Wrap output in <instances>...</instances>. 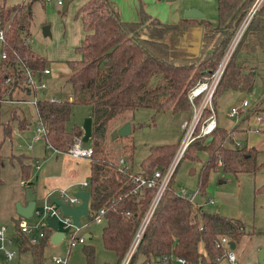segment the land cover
Wrapping results in <instances>:
<instances>
[{
  "label": "trees",
  "instance_id": "obj_1",
  "mask_svg": "<svg viewBox=\"0 0 264 264\" xmlns=\"http://www.w3.org/2000/svg\"><path fill=\"white\" fill-rule=\"evenodd\" d=\"M36 1L45 0H24L14 5L3 4L0 8L4 28L0 46V107L5 100L35 98L37 90L27 84V70L40 76L49 64L48 58L32 49L28 42ZM217 1V22L206 17H183L177 22H163L143 7L138 9L137 19L123 20L111 0H86L76 13L81 19L84 37L75 47L77 56L67 60L70 72L66 74V83L70 85L72 97L59 101L37 99L46 140L60 151H66L75 138L83 134L80 125L70 128L67 125L73 105L92 106L89 205L91 210L102 207L106 210L102 240L104 246L116 254L115 264L123 260L157 188L137 189L133 173L151 174L156 168L165 171L177 145L150 146L140 169L136 170L132 163L136 149L133 135L112 140V132L129 121L130 112L140 107L152 108L155 113L190 109L189 88L217 66L255 2ZM195 23L204 26L200 51L179 48L181 35ZM169 31L172 32L171 42L164 40ZM242 45L252 51L264 45V0L259 3L229 60L215 97L227 90L248 93L254 88L253 67L236 62V53ZM17 110L18 107L11 109L6 122H1L0 112V183L1 170L6 162L2 147L5 139L12 137L13 122L18 128L30 125V120ZM256 110L249 109L242 119H247ZM231 140V132L217 126L209 140L197 139L186 151L184 156L194 159H198L199 151L208 153L197 176L200 195L207 196L210 174L217 167H221L224 173L238 174L256 173L264 166V162L258 161L259 148L254 145L234 146L229 144ZM122 156L125 169L120 168ZM12 158L18 159L21 174L28 178L29 164L26 165L20 156ZM262 188L264 191V185ZM18 222L19 218L16 219L17 228ZM253 231L242 219L209 210L193 201L182 188L174 185L173 174L128 264H133L140 255L144 257L143 263L156 259L162 264H175L174 257H183L186 264H219L231 248V241L235 242L236 248L242 238L250 236ZM50 232L48 229L47 236L40 243L33 244L18 231L20 250L31 251L33 264H44L43 252ZM222 236L228 238L229 247L220 243ZM84 251L89 264H94V246L87 245Z\"/></svg>",
  "mask_w": 264,
  "mask_h": 264
},
{
  "label": "rangeland",
  "instance_id": "obj_2",
  "mask_svg": "<svg viewBox=\"0 0 264 264\" xmlns=\"http://www.w3.org/2000/svg\"><path fill=\"white\" fill-rule=\"evenodd\" d=\"M120 11L123 20H133L138 18V9L143 7L148 13L154 17H158L163 22H177L184 17L185 11L195 7L205 13V17L211 21H218V1L217 0H111ZM79 0H71L66 11L63 10V4L52 1H36L34 3V17L30 27L28 37L29 45L38 53L50 57H63L66 43V35H80L82 33L81 19L76 16ZM81 24V26H80ZM49 25L51 34H44V26ZM204 26H190L184 34L181 35L178 47L181 49L199 52L202 44V32ZM172 32L165 34L164 40L171 42ZM245 41V43H247ZM244 43V44H245ZM243 44V45H244ZM241 46L236 53V62L239 65H247L253 67L255 74V85L252 91L246 93V99L249 102V108H257L262 106L264 109V47L259 45L256 50H247ZM1 46V40H0ZM238 46V45H237ZM264 46V45H263ZM74 48L75 45L70 46ZM263 48V49H262ZM69 49V47H68ZM261 49V50H260ZM1 57V51H0ZM50 66V62L48 64ZM52 76V75H51ZM47 87L39 88L38 95L41 98L51 100H68L71 99L72 93L70 85L66 83V74H59L56 78L50 75L44 78ZM220 93V92H219ZM217 97V118L220 127L235 129L237 115L230 116L231 107L240 106L241 100L234 90H227L219 94ZM1 107V122H6L11 115V108L23 105L29 111L30 125L25 128H18L16 122H13L14 137H7L2 147V153L5 155V165L1 170L0 183V226L8 227V234L13 235L16 228V218L18 213L16 210L17 202H27L26 194L32 189L35 195L36 206L41 207L46 194L54 187H64L77 181L88 180L90 175L88 159H74L68 154H57L53 150L45 146V141L35 140L37 133V122L34 123L35 115L30 112L31 104H23L20 101L5 100ZM23 107H18V113L23 116ZM246 109V108H245ZM33 111V108H32ZM190 109L179 110L173 113L170 110L159 111L155 113L154 109L149 107H140L130 112L129 122L134 125L132 129L133 140L136 149L134 151L133 166L136 170L140 169L141 161L148 155L150 146L157 144H175L176 149L182 140L183 128L182 123L191 115ZM155 115V116H154ZM92 116V106L87 104H74L72 113L67 125L78 124L82 127L85 119ZM34 117V118H33ZM236 128L235 130H237ZM27 131V136L20 134ZM249 134L242 133L237 135L235 140L241 144L247 145ZM251 136V135H249ZM257 136V135H255ZM123 138V137H120ZM125 138V137H124ZM89 142H85L88 144ZM232 144V142H229ZM31 145V147H29ZM120 147V145L118 146ZM121 149V148H119ZM12 156L22 157L23 162L30 169L29 177L26 178L21 174L20 162ZM198 159L190 156H183L178 162L174 171V185L182 188L185 193L190 196H196L195 200H204L203 196L198 192L197 176L202 163L208 158L206 151L197 153ZM10 157V158H9ZM17 160V161H16ZM39 160V165L36 164ZM258 161L264 162V150L258 154ZM217 170H222L217 167ZM251 174V178H242L241 183L237 184V178L230 176L226 182L220 183L221 175L214 179L213 172L209 177L207 192L215 195V186L224 194H228L229 204L234 202L237 207L242 209L244 219L249 228L254 229L253 233L246 241L238 244V252L242 257V264H260L258 262V254L260 252V243L264 239V166L256 173ZM215 180V181H214ZM26 182V184H22ZM33 182L32 184H29ZM87 187L71 184L69 190L74 192ZM258 189V191H257ZM209 195V194H207ZM204 206L209 210L218 211L216 205L205 203ZM240 211V210H238ZM31 220L37 219L32 216ZM80 223L83 225L81 233L91 231L93 236L88 238L84 243H77L69 249L66 240L54 244L49 242L43 252L45 264H55L54 256L67 257V264H89L84 247L87 245L94 246L95 256L94 264H115L117 256L114 251L107 249L102 240V229L104 222L97 223L88 216L82 215ZM7 246L11 249H17L16 241L14 243L7 242ZM27 260H31V256L26 255ZM19 256L15 255L10 261L6 258L3 249H0V264H18ZM144 262V257L139 256L133 264H162V262L152 259ZM121 263V262H120Z\"/></svg>",
  "mask_w": 264,
  "mask_h": 264
},
{
  "label": "built area",
  "instance_id": "obj_3",
  "mask_svg": "<svg viewBox=\"0 0 264 264\" xmlns=\"http://www.w3.org/2000/svg\"><path fill=\"white\" fill-rule=\"evenodd\" d=\"M52 1V0H46ZM58 4H64V0H55ZM261 0H255L251 8L249 9L247 15L243 19L239 28L237 29L235 35L233 36L231 42L229 43L227 49L225 50L223 56L221 57L217 66L208 72L207 74L201 76L188 90L187 99L190 104L191 115L183 121V136L182 140L179 143L175 154L165 171L160 168H156L151 174H143V173H133L132 179L137 184V189H143L144 187H155L156 191L154 196L152 197L150 204L148 205L142 220L135 231L132 242L120 264H128L133 253L137 249L140 240L143 236V233L147 227L149 220L151 219L155 208L169 182L171 179L175 168L181 158L185 155L189 146L196 141L197 139L206 138L210 139L213 131L218 126L217 124V112L216 105L214 102L215 94L217 88L221 82V79L225 73L227 64L231 59L233 53L235 52L237 45L251 19L254 12ZM4 39V28L1 26L0 20V40ZM52 72L51 67L47 66L41 73L40 76L34 74L30 69L27 70V84L30 88L36 89L38 91L39 88L47 87L46 82L44 80L45 77L49 76ZM7 81V80H6ZM37 97L32 98L30 100L20 101L27 102L34 106L37 111V117L34 120V123L37 122V133H35L34 139L45 141V146L56 153H65L73 158H87L93 154V146L89 142L85 144L82 140V135L75 138L74 142L69 146L66 151H60L55 148L50 142L46 140V128L43 125V122L38 113L37 107ZM4 102V101H3ZM248 100L243 99L242 105H247ZM240 106H233L229 111L230 116L238 115ZM257 120H262V114H255ZM256 130L259 129L257 126ZM236 146H241L239 142H235ZM31 147V145L29 146ZM39 160H36V164L39 165ZM219 163H221L219 161ZM120 168L125 169V158L122 156L120 158ZM89 180H83L80 182V186L89 187ZM22 184H26V182H22ZM82 190V189H80ZM76 191L72 192L69 190V186L66 187H55L52 188L45 196L44 202L41 207L35 206L32 216H36L37 219L31 220L32 217H19L18 222V230L22 232L24 235L28 237L31 243L38 244L40 243L46 236L47 230L51 229L49 237L54 232V228L49 225L48 217L56 218L57 221V229L64 232V237L62 240H66L69 245V249L71 246L76 245L77 243H84L87 241L86 233H81L83 230V225L79 222L78 224L74 221L73 217L69 214H65L53 197L58 198L65 202L68 206H75L79 204L82 199L75 194ZM183 192H185L183 190ZM189 197L194 201V196ZM213 202L212 199H209ZM90 203V201H89ZM105 208H99L95 210H91L89 205L88 217L96 221L97 223L105 222ZM7 242L12 243L13 240L8 236V227L6 225L0 226V249H3L9 259H11L15 253V249H11L7 247ZM220 243H224L229 247V240L226 236H222ZM228 261V264H237V254L234 249H228L226 256L223 258ZM67 257L54 256L53 261L56 264H67ZM175 264H186V260L183 257H174ZM221 262V261H220ZM220 264V263H219Z\"/></svg>",
  "mask_w": 264,
  "mask_h": 264
},
{
  "label": "crops",
  "instance_id": "obj_4",
  "mask_svg": "<svg viewBox=\"0 0 264 264\" xmlns=\"http://www.w3.org/2000/svg\"><path fill=\"white\" fill-rule=\"evenodd\" d=\"M24 0H0V8L2 7L3 4H7V5H14V4H17L19 2H22ZM46 1V0H45ZM86 0H79V3H78V7L77 9L79 8V6L81 4H83ZM69 4H70V1H69ZM68 4V5H69ZM136 19V18H135ZM132 20V19H131ZM134 20V19H133ZM82 24V22H81ZM80 24V26H81ZM82 29V33L78 36L76 35H73V36H69L68 34L66 35V43H64L65 45V48H64V51H63V54H61V56L63 57H54L53 54L49 55L50 57H48L47 55V58L50 62V66L51 69H52V72L50 74V77L51 78H56L58 77L59 74H67L70 72V68L67 64V60L68 59H71V58H74L77 56V54L74 52V48H70V46L72 45H75V46H78L82 40V38L84 37V31H83V26L81 27ZM69 47V49H68ZM261 47H264V46H261ZM263 49V48H262ZM261 50V49H260ZM45 56V55H44ZM242 66H247V65H242ZM52 75V76H51ZM236 91V93L239 95V100H241V103H240V108H239V113L237 115V121H236V126L233 127V128H238L237 130L235 129H230L229 131L231 132V137H232V140L230 142L233 143L234 146H236L235 142H237L235 140L236 136L237 135H240L242 133H246V134H249L251 136L248 135L247 139H248V142H247V145L249 146H256L257 148H259L260 150H264V109L263 107L260 105L257 107L258 110H256L255 113H253L250 117H248L247 119H242L247 113H248V110L249 109H252V108H249V102L247 105H242V101L243 99H246V93L243 92V91H240V90H234ZM37 98H41L40 95H38V91H37V95H36ZM217 97L218 95H216L215 99H214V102H215V105H216V112H217ZM30 100V99H29ZM23 104H26L27 102H22ZM30 104V103H28ZM32 105V104H31ZM234 106V105H233ZM2 107V105H1ZM1 107H0V112H1ZM18 107H23L22 108V112L23 114L28 118V119H32L30 116H29V111L27 109V107H24L23 105H20ZM32 108H33V111H32ZM232 108V107H231ZM246 108V109H245ZM12 109V108H11ZM231 110V109H230ZM30 112L34 113L35 115V118L37 117V111L35 110L34 106H31V109H30ZM258 113V114H262V120L259 121L257 120L255 114ZM233 117V116H232ZM34 118V117H33ZM35 120V119H34ZM32 121V120H31ZM33 122V121H32ZM217 124L219 126V123H218V118H217ZM33 125V124H32ZM32 125H30V128L27 130L29 131L31 128H32ZM259 127L258 130H256L255 128L256 127ZM232 130V131H231ZM27 131H23L21 132L20 134H23L24 136H27ZM257 135V136H255ZM12 137H14V135H12ZM241 144V142H239ZM243 144H241L242 146ZM59 154V153H57ZM10 158V157H9ZM15 159V158H14ZM74 159H83V158H74ZM87 159V158H85ZM89 160V159H88ZM17 161V160H16ZM222 170H217L216 171H213V178L216 179V177L220 176L222 174ZM245 173H250V172H240L238 174H232V173H224L223 172V175H221L223 178H220V183H223V182H226L228 180V178L230 176H234L237 178V184H240L241 183V180L243 177H245L246 179H249L251 178V174H245ZM86 180V179H85ZM89 180V179H88ZM215 181V180H214ZM80 182L81 181H77V182H74V183H71V184H78L80 186ZM33 182H31L30 184H32ZM70 184V185H71ZM68 185V186H70ZM63 187V186H62ZM66 187V186H64ZM54 188V187H53ZM89 187H87L86 189H88ZM34 193V192H33ZM207 196H203L204 200H196L198 201V203H201L204 205V202L205 203H211V204H214L216 205V208L217 210L222 213V214H225V215H228V216H232V217H237V218H240L242 219L244 222L247 221V219H244V216H243V213H242V209L240 207H237L236 204H234V202L230 203L229 204V201L231 200L229 198V195L228 194H224L222 193L216 186H215V195H212L210 193L207 192ZM196 199V196H194V200ZM209 199H212L213 202H211ZM27 200V198H26ZM28 202V200H27ZM27 202H23V204H26ZM240 210V211H238ZM20 217V215L18 214V217L16 219H18ZM15 219V220H16ZM17 228V227H16ZM18 228L16 230V232L11 235V234H8V236L13 240L12 243H14L16 241L17 243V249L16 250V253L15 255H18L19 256V262L18 264H33V255L31 253L30 250H27V251H21L20 250V247H21V240H20V236H19V233H18ZM88 233L91 234V237L93 236L92 232L91 231H88ZM52 235V234H51ZM249 236L245 235L241 242L239 243V245L246 241L247 238ZM49 242H52L51 241V236L47 242V244ZM54 243V242H52ZM11 244V243H10ZM46 244V246H47ZM54 244H57V243H54ZM45 246V247H46ZM238 246V245H237ZM236 246V248L234 249L236 254H237V264H242V257H241V254L240 252H238V247ZM8 247V246H7ZM45 247H44V250H45ZM9 248V247H8ZM260 249H264V239L263 241L260 243ZM5 253V251H4ZM30 255L31 256V260H27L26 259V255ZM6 255V253H5ZM14 255V256H15ZM14 256L11 258L13 259ZM6 258L10 261L11 259H9L6 255ZM258 262L260 264H264V263H261L259 261V258H258ZM43 263L45 264L44 262V258H43ZM55 263V262H54ZM56 264V263H55ZM220 264H228V261L227 260H224L222 259Z\"/></svg>",
  "mask_w": 264,
  "mask_h": 264
},
{
  "label": "water",
  "instance_id": "obj_5",
  "mask_svg": "<svg viewBox=\"0 0 264 264\" xmlns=\"http://www.w3.org/2000/svg\"><path fill=\"white\" fill-rule=\"evenodd\" d=\"M68 4H69V0H64V4H63V10L64 11L67 10ZM184 17L203 18V17H205V13L198 8L192 7V8H189L185 11ZM43 30H44L45 35L51 34V30H50L49 25L44 26ZM92 120H93L92 116H88L82 125V128H83L82 140L84 142H90V139L92 137ZM130 134H132V124H131V122L127 121L124 124H122L121 126H119L118 128H116L115 130H113L112 135H111V139L115 140L119 137H125V136H128ZM75 194L78 195L82 199V201L75 206H68L62 200L55 198V197H53V198L57 203H59L63 212L65 214L71 215L73 217L74 221L78 224L80 222V217L82 215H85V216L88 215L90 192L88 189H82V190L76 191ZM26 198L28 200V202L26 204H23L20 201L17 202L16 210H17V213L19 215L29 218L32 216L33 211H34L35 206H36L35 195H34L32 189L28 190V192L26 194ZM48 222H49V225L52 228H54V232L51 235V241L54 243H60L64 237V232L57 229L56 218L48 217ZM86 236H87V238H90L91 234L86 233ZM230 244H231V248L234 249L235 248V242L231 241ZM258 258H259V261L261 263H264V249L260 250V252L258 254Z\"/></svg>",
  "mask_w": 264,
  "mask_h": 264
}]
</instances>
